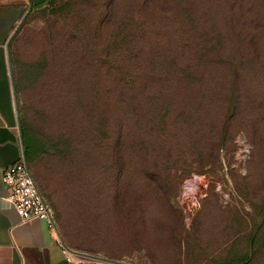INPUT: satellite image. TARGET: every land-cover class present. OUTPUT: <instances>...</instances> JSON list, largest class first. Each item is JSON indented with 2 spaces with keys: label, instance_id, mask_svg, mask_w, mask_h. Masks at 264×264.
<instances>
[{
  "label": "rangeland",
  "instance_id": "374dc122",
  "mask_svg": "<svg viewBox=\"0 0 264 264\" xmlns=\"http://www.w3.org/2000/svg\"><path fill=\"white\" fill-rule=\"evenodd\" d=\"M22 1L17 109L64 244L127 264H264L262 16L200 0L196 18L206 6L232 31L218 54H180L196 65L178 78L157 50L128 71V26L155 20L179 39L187 0Z\"/></svg>",
  "mask_w": 264,
  "mask_h": 264
},
{
  "label": "crops",
  "instance_id": "0c3cea01",
  "mask_svg": "<svg viewBox=\"0 0 264 264\" xmlns=\"http://www.w3.org/2000/svg\"><path fill=\"white\" fill-rule=\"evenodd\" d=\"M22 10V0H0V264H110L73 253L45 219L22 221L6 199L3 171L24 147L8 48Z\"/></svg>",
  "mask_w": 264,
  "mask_h": 264
},
{
  "label": "trees",
  "instance_id": "16d2710c",
  "mask_svg": "<svg viewBox=\"0 0 264 264\" xmlns=\"http://www.w3.org/2000/svg\"><path fill=\"white\" fill-rule=\"evenodd\" d=\"M44 0H30L33 7L39 6L43 3ZM155 1V4H157V1ZM184 3V0H182ZM248 5V10L244 11L247 13V15L252 13L251 21L259 16H262V20L258 21L253 24L255 25V29L257 34L264 35V0H243ZM197 4L194 3L193 0H187V9L182 11L178 17L181 24H183L182 27H180L177 31V34H179V39H177L174 34L165 32L159 34L160 30L157 29V24L155 20L149 21L148 19H144L142 17L133 18L132 22H129L128 31L130 34H128V43L129 48L126 53V61L128 65L130 66V70L132 71V68L134 65H136V68L139 66H142L147 61H152V57L149 52L146 51H153L157 50V53H163L168 56L169 59H171V70L173 73L171 76H177L178 78L180 76L188 77L190 75V72H188V69L195 66V62L188 57H180V54L183 55V53L188 54L186 51H190V53H201L199 56L200 58L209 55V54H218L219 52L223 51V48L226 46L225 38H229L231 34V29L229 27L223 28L220 24L219 19H215L210 16L209 10L206 6V10L203 11V14L206 16L204 17V21L201 18H196V10L195 7L199 6L200 0H196ZM154 4V5H155ZM174 6L178 5L180 6V2L172 3ZM164 6H159L157 8H154V10H158L163 8ZM234 9L236 12H238L240 9H242L241 4H236V1L234 0ZM199 10V9H198ZM131 18V17H130ZM201 19V20H200ZM202 25H201V23ZM159 26H161L159 24ZM201 26L200 31L198 32V27ZM160 28V27H159ZM166 29V28H165ZM129 35L132 37L129 38ZM159 39L160 42H154L152 40ZM150 48H149V47ZM184 56V55H183ZM180 58V59H178ZM191 60V61H190ZM231 65H234L237 67L234 62L230 61ZM178 73V74H177ZM237 73L234 72V74ZM129 76V75H128ZM133 79L129 76V78L125 81L128 86H133ZM15 88H16V82ZM232 98V97H231ZM233 99V98H232ZM24 139V147H25V155H26V161L29 165V156L32 152V144L25 140L23 130L21 129ZM37 151V150H36ZM39 151V150H38ZM36 153V152H35ZM30 167V166H29ZM32 172V171H31Z\"/></svg>",
  "mask_w": 264,
  "mask_h": 264
},
{
  "label": "built area",
  "instance_id": "2783aa9c",
  "mask_svg": "<svg viewBox=\"0 0 264 264\" xmlns=\"http://www.w3.org/2000/svg\"><path fill=\"white\" fill-rule=\"evenodd\" d=\"M2 180L6 199L22 221L43 218L49 229L58 233L53 211L40 191L23 152L4 169Z\"/></svg>",
  "mask_w": 264,
  "mask_h": 264
},
{
  "label": "water",
  "instance_id": "95a60500",
  "mask_svg": "<svg viewBox=\"0 0 264 264\" xmlns=\"http://www.w3.org/2000/svg\"><path fill=\"white\" fill-rule=\"evenodd\" d=\"M23 153H24V156L26 158V155H25V147H23ZM59 239H60L61 243L66 248H68L64 244V242H63V240H62V238H61L60 235H59ZM70 251H72L75 254H79V255H82V256L90 257V258H93V259H96V260H99V261H102V262H105V263H110V264H124L123 262H120V261H117V260H111V259H108V258H104V257L96 256V255H91V254H88V253H83V252H79V251H75V250H71V249H70Z\"/></svg>",
  "mask_w": 264,
  "mask_h": 264
},
{
  "label": "bare ground",
  "instance_id": "6f19581e",
  "mask_svg": "<svg viewBox=\"0 0 264 264\" xmlns=\"http://www.w3.org/2000/svg\"><path fill=\"white\" fill-rule=\"evenodd\" d=\"M120 262H122V261H120ZM124 264H127V263H125V262H123Z\"/></svg>",
  "mask_w": 264,
  "mask_h": 264
}]
</instances>
